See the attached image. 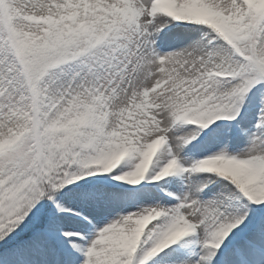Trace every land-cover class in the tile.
I'll list each match as a JSON object with an SVG mask.
<instances>
[{"label":"snow or ice","instance_id":"obj_1","mask_svg":"<svg viewBox=\"0 0 264 264\" xmlns=\"http://www.w3.org/2000/svg\"><path fill=\"white\" fill-rule=\"evenodd\" d=\"M0 264H264V0H0Z\"/></svg>","mask_w":264,"mask_h":264}]
</instances>
